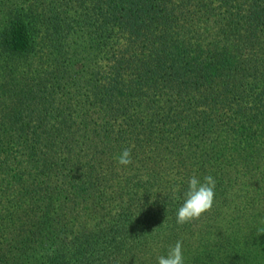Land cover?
Instances as JSON below:
<instances>
[{"label":"trees","instance_id":"trees-1","mask_svg":"<svg viewBox=\"0 0 264 264\" xmlns=\"http://www.w3.org/2000/svg\"><path fill=\"white\" fill-rule=\"evenodd\" d=\"M261 228L264 0H0V264H264Z\"/></svg>","mask_w":264,"mask_h":264},{"label":"clouds","instance_id":"clouds-1","mask_svg":"<svg viewBox=\"0 0 264 264\" xmlns=\"http://www.w3.org/2000/svg\"><path fill=\"white\" fill-rule=\"evenodd\" d=\"M118 164L128 166L132 163L131 149L125 148L116 157ZM216 180L212 175H205L202 179L193 175L188 180L187 190L184 192L183 203L176 212V223L184 225L199 220L206 212H209L215 200ZM175 196L177 188L171 189ZM264 233V228L258 230ZM158 264H184L182 242L177 241L170 246L166 256L158 257Z\"/></svg>","mask_w":264,"mask_h":264}]
</instances>
